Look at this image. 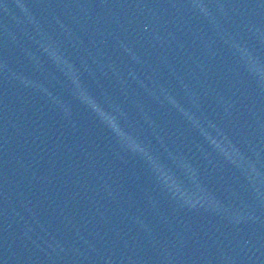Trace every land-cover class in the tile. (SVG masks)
Returning <instances> with one entry per match:
<instances>
[{"label": "water", "instance_id": "95a60500", "mask_svg": "<svg viewBox=\"0 0 264 264\" xmlns=\"http://www.w3.org/2000/svg\"><path fill=\"white\" fill-rule=\"evenodd\" d=\"M215 264H264V0H163Z\"/></svg>", "mask_w": 264, "mask_h": 264}]
</instances>
